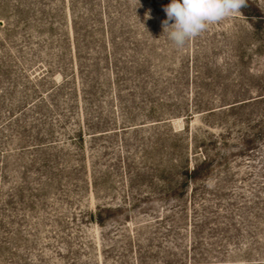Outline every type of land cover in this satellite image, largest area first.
<instances>
[{
  "label": "rangeland",
  "instance_id": "rangeland-1",
  "mask_svg": "<svg viewBox=\"0 0 264 264\" xmlns=\"http://www.w3.org/2000/svg\"><path fill=\"white\" fill-rule=\"evenodd\" d=\"M170 3L0 0V264H264V0Z\"/></svg>",
  "mask_w": 264,
  "mask_h": 264
},
{
  "label": "clouds",
  "instance_id": "clouds-1",
  "mask_svg": "<svg viewBox=\"0 0 264 264\" xmlns=\"http://www.w3.org/2000/svg\"><path fill=\"white\" fill-rule=\"evenodd\" d=\"M244 5L245 0H171L163 9L167 15L162 22L163 35L182 49L210 25L237 14ZM147 19H151V10L145 13Z\"/></svg>",
  "mask_w": 264,
  "mask_h": 264
}]
</instances>
